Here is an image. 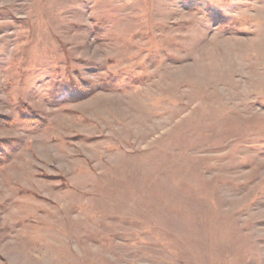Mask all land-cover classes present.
Here are the masks:
<instances>
[{"label":"rangeland","instance_id":"rangeland-1","mask_svg":"<svg viewBox=\"0 0 264 264\" xmlns=\"http://www.w3.org/2000/svg\"><path fill=\"white\" fill-rule=\"evenodd\" d=\"M0 264H264V0H0Z\"/></svg>","mask_w":264,"mask_h":264},{"label":"trees","instance_id":"trees-1","mask_svg":"<svg viewBox=\"0 0 264 264\" xmlns=\"http://www.w3.org/2000/svg\"><path fill=\"white\" fill-rule=\"evenodd\" d=\"M60 97L62 98V99H60L61 100L60 102L67 101V100L75 101V100L80 98V96H76V94L68 95L66 93L63 96H60Z\"/></svg>","mask_w":264,"mask_h":264}]
</instances>
